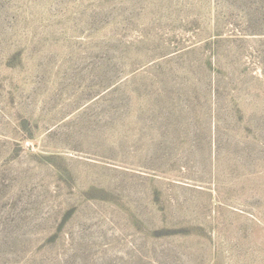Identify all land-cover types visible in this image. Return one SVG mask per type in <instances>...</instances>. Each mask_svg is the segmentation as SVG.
Segmentation results:
<instances>
[{"label": "rangeland", "instance_id": "1", "mask_svg": "<svg viewBox=\"0 0 264 264\" xmlns=\"http://www.w3.org/2000/svg\"><path fill=\"white\" fill-rule=\"evenodd\" d=\"M0 264H264V0H0Z\"/></svg>", "mask_w": 264, "mask_h": 264}]
</instances>
